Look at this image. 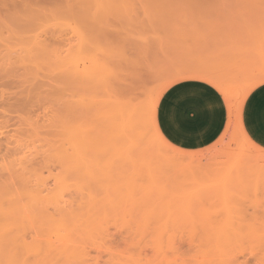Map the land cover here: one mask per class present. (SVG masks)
<instances>
[{
    "label": "rangeland",
    "instance_id": "374dc122",
    "mask_svg": "<svg viewBox=\"0 0 264 264\" xmlns=\"http://www.w3.org/2000/svg\"><path fill=\"white\" fill-rule=\"evenodd\" d=\"M195 72L264 78V0H0V264H264V149L120 119Z\"/></svg>",
    "mask_w": 264,
    "mask_h": 264
},
{
    "label": "crops",
    "instance_id": "0c3cea01",
    "mask_svg": "<svg viewBox=\"0 0 264 264\" xmlns=\"http://www.w3.org/2000/svg\"><path fill=\"white\" fill-rule=\"evenodd\" d=\"M197 79H199V78H197ZM184 81H186V83H183ZM177 84H181V85H177ZM186 85L188 87V92H186L187 90H185V89H187ZM180 86H181V88L183 86H185L186 88L185 87L182 89L178 88ZM176 88H178V89H176ZM172 89L173 90L175 89V90L172 91ZM206 90H207V92H206ZM219 91L220 90H217L215 87H213L207 83H202V82H199V81H197L195 79H191V78H184V79L178 80V81L174 82L173 84H171L169 87H167V89H165V91L161 95V98L159 100L158 107H157L158 125L161 129V132L165 136V138L171 144H173V145L175 144L176 146L182 147L185 149L186 148H188V149H200V148L207 147V146L211 145L213 142H215L219 138V136L222 134V132L225 130L227 123L229 124V121H227L228 118L230 119V111H229L228 104L226 107V103L224 100L225 97ZM173 92H175V93H173ZM200 92H202V93H200ZM211 92H213V93L211 94ZM167 93H169V94L166 95ZM205 93H207V94H205ZM177 94H180V95L177 96ZM167 96H168V98H167ZM170 96H171V98H169ZM198 97H199V100H197ZM190 98L192 100H190ZM169 99H170V101H169ZM187 99H189V100H187ZM212 99H214V100H212ZM189 101L191 104L193 103V105H190ZM198 101L202 102V103L200 104ZM166 102H168V104ZM194 102L198 103L199 105H197ZM164 103H165V105H164ZM181 103L182 104L186 103V104L184 106V104L181 105ZM202 104H203V106H202ZM159 105L162 108H160ZM186 105H188L189 107ZM182 106H184V107H182ZM192 107L199 108V109L195 110ZM179 108H182V109H179ZM184 108L186 110H184ZM227 108H228V111H227ZM242 108H243L242 109V122H243L245 133L249 136V138L257 146L264 149V81L261 82L260 84H258L257 86H255V88H253L250 91V93L246 96L245 101L243 102ZM178 109L180 110L179 111L180 117H182V118H180V122L177 121ZM203 111H206V112H204L206 115L203 113ZM183 112L184 113L187 112V114L190 112V114L184 115ZM200 114L202 116H205V117L208 114V118L205 119V117H204L202 119ZM158 115H160V116H158ZM168 116L170 118H168ZM186 116H188V117L186 118ZM197 116H199L201 120ZM165 117H167L168 119ZM193 118L195 119V122L193 121L194 120ZM196 118H197V120H196ZM215 118L217 119V121H215ZM172 120L174 121L173 123H172ZM206 120H208V121H206ZM181 121L184 124L186 123L185 125L182 123L186 127L187 126L189 127V125H191V124L188 125V122L193 123V125H192L193 127L190 126L188 128V131L190 133H188V131L182 130ZM201 121H204L205 123L201 122ZM168 122L171 126L168 125ZM197 123H200L199 127L200 126H203V127L199 128L197 126L198 125ZM171 128H174V129H171ZM227 128H228V126H227ZM168 130H171V131H168ZM172 130H176L177 132L172 131ZM208 130H210V131H208ZM191 132L193 133V135H191L192 134ZM202 135H205V136H202Z\"/></svg>",
    "mask_w": 264,
    "mask_h": 264
},
{
    "label": "bare ground",
    "instance_id": "6f19581e",
    "mask_svg": "<svg viewBox=\"0 0 264 264\" xmlns=\"http://www.w3.org/2000/svg\"><path fill=\"white\" fill-rule=\"evenodd\" d=\"M39 38V37H38ZM37 38V39H38ZM37 42H39V41H37ZM40 42H42V41H40ZM40 45V48H41V46L43 45V42H42V45L41 44H39ZM45 45V44H44ZM45 48H46V46H45ZM41 50V49H40ZM41 53V52H40ZM100 68V67H99ZM107 69V68H106ZM114 74V73H113ZM208 73H204V72H195L194 74H187V76H180L179 78H176V79H174V80H172V81H170V82H168L167 84H165V86L164 87H160L159 88V90L157 89V90H155L156 92L151 96V98H150V101H149V103H148V111L146 110L145 112H144V109H142L143 108V106L142 105H140V106H142V108L140 107V106H138L136 103H138V99L136 100V102H135V99H131L130 98V96L127 98L126 97V99L127 100H125V101H123L124 103H122L121 105H120V103L118 104V105H120V108L118 107V113H119V115H121V113H122V116L124 115L125 117V119H124V122H123V117L121 118L120 117V119L122 120V123L124 124H127V125H130V126H128L129 127V129H131L130 127L131 126H133V122H135V118L138 116V114H139V117H140V114L141 113H143L142 115L144 116V114L147 116V121H145L144 119H145V117H144V123L146 122H148L147 123V127L149 128H151V130L153 131V134H154V136H155V138L154 139H159L158 141H163L166 145H168V146H171L172 145V147L174 146L173 144H170V142L168 143L167 142V139L165 138V136L163 135V133L161 132V129H160V127H159V125H158V123H157V119H156V113H157V107H158V103H159V100H160V98H161V95L163 94V92L165 91V89H167V87L169 86V85H171V84H173L176 80H180V79H184L185 77H191V78H199V79H204V80H207V81H209V82H211L212 84H215L223 93H224V95H225V97H226V100H227V102H228V105H229V109H230V119H229V124H228V130H230V127H231V125L233 124V125H239V129H240V132H241V134L243 135V137L246 139L245 141H247L248 143H250L251 145H253V146H255V147H259V146H257L250 138H249V136L246 134V133H244V131H243V127H242V125H241V118H240V115H242L241 114V111H242V106H243V102L245 101V98H246V96L250 93V91L253 89V88H255V86H257L258 84H260L261 82H263L264 81V78H262V79H257V80H255V81H253L252 83H250V85L248 86V87H246V89H245V91L243 92V94H242V96L240 97L241 99H240V101L238 102V103H236L235 102V95L233 94V91L231 90V88L229 87V86H227L225 83H223V82H221V81H219V80H217V79H214L213 77H211V75L209 76V75H207ZM183 83H186V81H184ZM190 83V82H189ZM182 84V83H181ZM181 84H177V85H181ZM195 85V84H194ZM193 85V86H194ZM129 86V85H128ZM138 86V85H137ZM191 86V85H190ZM197 86V85H196ZM131 87V86H130ZM138 87H140V86H138ZM185 86H183L182 88H184ZM186 87H187V85H186ZM185 87V88H186ZM129 88V87H128ZM128 88H127V90H128ZM178 88H181V86L180 87H178ZM178 88H176V89H178ZM181 88V89H182ZM204 88V87H203ZM202 88V89H203ZM138 89H140V88H138ZM137 89V90H138ZM171 89V88H170ZM201 89V90H202ZM125 90V89H124ZM175 90V89H174ZM173 89H172V91H174ZM185 90H187L186 92H188V87H187V89H185ZM140 91V90H139ZM196 91V90H195ZM199 91V90H198ZM128 92V91H127ZM138 92V91H137ZM169 92V91H168ZM176 92V91H175ZM175 92H173V93H175ZM206 92H207V90H206ZM128 93H130V92H128ZM132 94H133V92H131ZM130 93V94H131ZM135 94H136V91L134 92ZM200 93H202V92H200ZM213 92H211V94H212ZM123 94H125V93H123ZM140 94V96H141V93H139ZM169 93H167L166 95H168ZM172 94V93H171ZM205 94H207V93H205ZM209 94V93H208ZM129 94H127V96H128ZM138 94H136V96H137ZM174 95V94H173ZM172 95V96H173ZM180 94H177V96H179ZM133 96V95H132ZM135 96V97H136ZM176 96V97H177ZM134 97V96H133ZM195 97V96H194ZM125 98V97H124ZM137 98H138V96H137ZM140 98V97H139ZM167 98H168V96H167ZM166 98V99H167ZM169 98H171V96L169 97ZM175 98V97H174ZM208 98V97H207ZM213 98V97H212ZM123 98H121V100H122ZM202 99V98H201ZM130 100V101H129ZM141 100V99H140ZM139 100V101H140ZM186 100V99H185ZM187 100H189V99H187ZM190 100H192L191 98H190ZM194 100V99H193ZM197 100H199V97H198V99ZM203 100V99H202ZM212 100H214V99H212ZM167 101V100H166ZM169 101H170V99H169ZM196 101V100H195ZM172 102V101H171ZM184 102V101H183ZM193 102V101H192ZM197 102V101H196ZM196 102H194V103H196ZM199 102V101H198ZM212 102V101H211ZM128 103V104H127ZM167 104H168V102H166ZM189 103H190V101H189ZM188 103V104H189ZM200 104L202 103V102H199ZM216 103V102H215ZM124 104V105H123ZM127 104V105H126ZM140 104V103H139ZM162 104V103H161ZM166 104V105H167ZM171 104V103H170ZM184 104V106H185V104L186 103H183ZM182 103H181V105H183ZM197 105H199L198 103H196ZM164 105H165V103H164ZM190 105H193V103L191 104L190 103ZM122 106V107H121ZM162 106V105H161ZM184 106H182V107H184ZM186 106H188V105H186ZM202 106H203V104H202ZM201 106V107H202ZM159 107H160V105H159ZM189 107V106H188ZM198 107V106H197ZM160 108H162V107H160ZM186 108V107H185ZM184 108V110H186ZM193 109H199V108H194V107H192ZM203 108V107H202ZM125 109V110H124ZM179 109H182V108H179ZM178 109V111H180ZM211 109V108H210ZM161 110V109H160ZM168 110V109H167ZM119 111H121V112H119ZM192 111V110H191ZM190 111V112H191ZM199 111V110H198ZM215 111V110H214ZM166 112V111H165ZM190 112L187 114V112L186 113H184V115L185 114H187V115H189L190 114ZM204 112H206V111H203V113ZM216 112V111H215ZM164 113V112H163ZM169 113V112H168ZM194 113V112H193ZM160 114V113H159ZM179 114H180V112H179ZM205 114V113H204ZM161 115V114H160ZM160 115H158V116H160ZM163 115V114H162ZM206 115V114H205ZM182 116V115H181ZM200 116L202 117V119L205 117V116H202L201 114H200ZM119 117V116H118ZM138 117V118H139ZM188 116H186V118H187ZM197 117H199V116H197ZM217 117V116H216ZM143 118V117H142ZM165 118H167V117H165ZM168 118H170L169 116H168ZM167 118V119H168ZM180 118H182V117H180ZM195 118V117H194ZM193 118V119H194ZM206 118H208V114H207V116L205 117V119ZM199 119H200V117H199ZM136 120H137V118H136ZM139 120H140V122H141V117L139 118ZM196 120H197V118H196ZM201 120V119H200ZM160 121V120H159ZM178 121V120H177ZM194 122H195V119L193 120ZM206 121H208V120H206ZM215 121H217V119L215 118ZM139 122V121H138ZM170 122V121H169ZM169 122H168V125L169 126H171L170 124H169ZM174 121L172 120V123H173ZM201 122H204V121H201ZM234 122V123H233ZM130 123V124H129ZM171 123V124H172ZM183 122L181 121V124H182ZM205 123V122H204ZM124 124V125H125ZM141 124V123H140ZM161 124V123H160ZM175 124V123H174ZM173 124V125H174ZM184 124V123H183ZM182 124V125H183ZM186 124V123H185ZM184 124V125H185ZM189 124H191V125H189ZM198 124V125H197ZM196 125L199 127V125H200V123H197ZM202 124V123H201ZM136 125H138V124H136ZM144 125V124H143ZM172 125V126H173ZM176 125V124H175ZM183 125V126H184ZM188 125H189V127L190 126H192L193 125V123H189L188 122ZM213 125V124H212ZM135 126V125H134ZM146 126V125H145ZM206 126V125H205ZM210 126V125H209ZM127 127V126H126ZM136 127V126H135ZM184 127H186V126H184ZM188 126H187V128H189ZM193 127V126H192ZM195 127V126H194ZM201 128L203 127V126H200ZM199 127V128H200ZM207 127V126H206ZM147 128V129H148ZM196 128V127H195ZM198 128V129H199ZM232 128H233V126H232ZM231 128V129H232ZM132 129H133V127H132ZM171 129H174V128H171ZM197 129V130H198ZM192 130V129H191ZM195 130V129H194ZM200 130V129H199ZM168 131H171V130H168ZM172 131H175V132H177L176 130H172ZM208 131H210V130H208ZM148 133V132H147ZM179 133V132H178ZM188 133H190L189 131H188ZM192 133V132H191ZM208 133V132H207ZM206 133V134H207ZM211 133V132H210ZM205 134V135H206ZM261 134V133H260ZM174 135V134H173ZM177 135V134H176ZM180 135V134H179ZM191 135H193V133L191 134ZM205 135H202V136H205ZM180 137V136H179ZM211 137V136H210ZM186 138V137H185ZM188 138V137H187ZM138 140H140V139H138ZM263 141V140H262ZM155 144V143H154ZM153 144V145H154ZM175 147V146H174ZM182 148V147H181ZM178 150H181V149H179V148H177ZM260 149V148H259ZM183 151V150H182ZM164 154H166V153H164ZM163 155V154H162ZM195 157V156H194ZM258 159V161H264V157H257ZM182 159V158H181ZM185 159V158H184ZM187 160H189V162H191L190 160H192V158H187ZM173 161H174V159H173ZM180 162H182V161H180ZM184 162V161H183ZM182 162V163H183ZM191 164V163H190ZM174 165V164H173ZM253 165V164H252ZM190 168V167H189ZM258 173V172H257ZM224 175V174H223ZM253 175V174H252ZM230 176V175H229ZM228 177V176H227ZM231 177V176H230ZM229 177V178H230ZM258 177V176H257ZM228 179V178H227ZM44 189V188H43ZM45 189H46V187H45ZM49 190V189H48ZM47 190V191H48ZM43 191V190H42ZM38 193V192H37ZM36 193V194H37ZM47 194H49L48 192H47ZM39 194H37V196H38ZM41 195V194H40ZM45 195V194H44ZM50 195H52V194H50ZM45 196H47V195H45ZM49 196V195H48ZM39 197V196H38ZM40 198V197H39ZM49 198V197H48ZM43 199H46V198H43ZM5 209V208H4ZM9 210V209H8ZM10 211V210H9ZM3 212H4V210H3ZM6 212H7V210H6ZM4 214H5V212H4ZM8 215H10V214H8ZM7 215V216H8ZM5 216V215H4ZM6 216V217H7ZM8 219V218H7ZM51 219V218H50ZM5 221H8V220H5ZM12 222V221H11ZM56 222V221H55ZM54 222V223H55ZM3 223H4V221H3ZM13 223V222H12ZM58 223V222H57ZM60 223V222H59ZM8 224V223H7ZM2 225V224H1ZM0 225V227H3V226H1ZM13 225V224H12ZM61 225H62V223H61ZM5 226H6V224H5ZM56 226H60V224L59 225H57L56 224ZM63 228H64V226H62ZM56 228V227H55ZM58 229H60L59 227H57ZM9 229H11V228H9ZM8 230V229H7ZM6 230V231H7ZM5 233V232H4ZM7 234H9V233H7ZM2 236H5V235H2ZM66 237V236H65ZM64 237V238H65ZM63 238V237H62ZM61 238V239H62ZM2 239V238H1ZM66 239V238H65Z\"/></svg>",
    "mask_w": 264,
    "mask_h": 264
},
{
    "label": "snow or ice",
    "instance_id": "6c2138e0",
    "mask_svg": "<svg viewBox=\"0 0 264 264\" xmlns=\"http://www.w3.org/2000/svg\"><path fill=\"white\" fill-rule=\"evenodd\" d=\"M177 120H178V122H180V114H179V111H178V113H177ZM182 130H183V131H188V128H187V127H184V126L182 125Z\"/></svg>",
    "mask_w": 264,
    "mask_h": 264
}]
</instances>
